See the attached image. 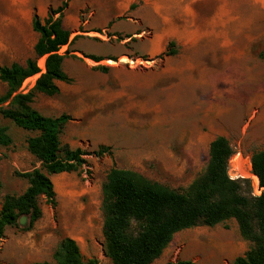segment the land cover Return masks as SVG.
Listing matches in <instances>:
<instances>
[{"label": "rangeland", "instance_id": "374dc122", "mask_svg": "<svg viewBox=\"0 0 264 264\" xmlns=\"http://www.w3.org/2000/svg\"><path fill=\"white\" fill-rule=\"evenodd\" d=\"M95 1L0 0V66L33 58L38 35L31 21L37 6L48 14L65 4L64 18L71 14L66 11L72 2L81 25L93 15ZM124 5H129L127 10ZM160 8L166 21L157 12ZM132 21L142 26L134 27ZM64 28L74 34L70 50H59L66 54L63 69L72 81L59 83L57 96L35 95L32 106L45 117H70L60 135L63 146L91 153L104 145L111 155H86L77 172L51 176L55 206L41 197L42 215L31 230L24 229L27 217L5 230L1 264L53 263L64 238L77 243L85 262L111 264L105 255L101 203L102 184L113 167L183 191L205 170L209 144L216 137H225L235 152L249 158L264 150V0H113V39L98 30L89 36L94 41L82 40V26ZM135 29L144 40L133 37L120 45L127 38L122 32ZM164 33L170 37L161 54L137 57L148 54L151 43ZM152 35L151 41L145 39ZM165 40L163 36L162 44ZM170 42L176 54L161 58ZM73 44L99 58L112 56L113 62L123 49L128 54L107 73L96 66L85 70L86 54L69 55ZM109 62L103 65L110 67ZM38 67L43 73L44 58ZM99 73L106 80L94 82ZM39 76L32 78L34 84ZM105 86L113 88V102L100 101L97 91ZM5 92L0 82V96ZM0 126L8 128L12 139L9 147L0 148L1 209L6 195H20L28 186L15 173L32 171L40 163L27 150L26 141L35 133L1 116ZM248 249L230 219L176 233L153 264H232Z\"/></svg>", "mask_w": 264, "mask_h": 264}, {"label": "trees", "instance_id": "16d2710c", "mask_svg": "<svg viewBox=\"0 0 264 264\" xmlns=\"http://www.w3.org/2000/svg\"><path fill=\"white\" fill-rule=\"evenodd\" d=\"M65 7L64 4L49 10L44 21L36 14L33 16L31 29L38 34L33 58L23 64L13 62L0 66V82L6 86V92L0 96V116L21 130L35 133L26 144L28 152L40 163L32 171L15 173L28 186L20 195L4 197L0 209V239L7 228L17 226L21 217L28 218L25 231L33 228L42 215L39 198L44 197L48 204L55 206L51 176L77 172L86 163L83 158L86 155H111L110 147L104 145L91 153L63 146L60 135L70 117L65 114L45 117L32 106L35 95L57 96L60 94L57 82L72 81L63 70L66 54H59L69 44L70 37L62 21ZM173 48L174 42H170L161 58L175 55ZM41 58H44V72L29 92H18L25 79L40 73L38 60ZM85 58L93 62L101 60L93 55ZM94 69L102 73L109 70L106 66ZM11 144L8 128L0 126V148ZM233 153L225 137L212 140L205 170L183 191L151 181L135 171L111 168L102 184L101 203L105 255L111 264H153L176 233L196 226L214 227L230 219L235 220L241 238L249 243V249L232 264H264V194L253 196L249 179H230L227 165ZM250 164L252 174L264 187V150L253 152ZM52 259L53 263L30 264H98L95 260L85 262L77 243L70 238L60 241ZM166 264L195 263L179 260Z\"/></svg>", "mask_w": 264, "mask_h": 264}, {"label": "crops", "instance_id": "0c3cea01", "mask_svg": "<svg viewBox=\"0 0 264 264\" xmlns=\"http://www.w3.org/2000/svg\"><path fill=\"white\" fill-rule=\"evenodd\" d=\"M92 5L94 7L93 15L91 16V18H89L88 21H85L83 24L80 25V23L78 21L79 19H77L76 15H75L76 12L78 11V7L74 8L73 4L71 2L69 7L67 8V11H66L67 13L70 12L71 14H69V15L67 14L66 16H64V18H62L63 25L65 27H67V28H75L77 26H82L83 31H82V33H79V34H81L83 36V37L79 38V39H82V40L92 41L93 39L91 37H89V36H91V34H93L94 31H98V30L106 31L108 33V35H109V38L113 39V0H97L94 3H92ZM126 6L127 5L123 6L124 9L126 8ZM128 7H129V5H128ZM127 8H126V10H127ZM157 12L161 16V19H163V21H166L167 18L165 17V14H166L165 13V9L164 8H160V9H158ZM37 16H38V18H41L42 21H44L48 17V14H47V11L45 9L42 10V9L38 8V6H37ZM132 24L134 25V27L135 26H138V27L142 26L141 23L136 22V21H132ZM114 32H116V31H114ZM122 33H124V35H127V38H125L124 40L120 41L119 42L120 45H123L124 42H127V44H128V42H130V40L133 37H136V38L138 37L137 39L144 40V39H140L139 38L140 35H142V34L140 32H137L136 29L133 32H131V34L129 32H127V33L126 32H122ZM73 35L74 34H72L70 32L69 44L64 46L65 48H68V50H70V46L69 45H70V41L73 38ZM153 35L151 37L150 36L146 37L145 39L151 41L152 38H153ZM163 36L166 37V40L162 44V37ZM163 36L162 37L161 36H157V39L153 43H151V47L152 48L150 50L147 49L148 54H144L142 56L138 55L137 57H144V56L156 57L159 54H161L164 51L165 46L167 45V39L170 37L168 35V33H164ZM77 41H75L76 44H77ZM100 43H113V41H111V42L100 41ZM76 44L72 45L71 49H73V51H69V55H77L78 53L91 55V54H88V53H86L84 51L78 50ZM123 51H124L123 53L119 54V56L116 57L117 58L116 62H113V57L112 56L100 57L101 60L99 62H93V61L88 60V59H83L84 61H87V63H83L84 69L85 70H86V68L90 69L93 66H105L103 64L106 61H110L112 63H111V66L108 67V68L112 71L113 70V63L115 65L119 64V62L121 60V57H123L124 55L128 54V50H124L123 49ZM93 56H95V55H93ZM96 57H99V56H96ZM88 61H91V63H89ZM64 62H65V59H64ZM64 62H63V67H64ZM90 64H92V65H90ZM36 76L37 75L32 76V77L34 78ZM111 78L113 79V73L111 74ZM97 80L98 81L106 80V79H104V74H101V73L97 74L94 77L93 81L96 82ZM59 83H61V82H57V86L58 87H59ZM59 90H60V87H59ZM99 90L100 91H97V94H99V99H100L101 102H113V88H109V87L105 86V87H103V88H101ZM78 101H79V103L81 102V100H78Z\"/></svg>", "mask_w": 264, "mask_h": 264}, {"label": "built area", "instance_id": "2783aa9c", "mask_svg": "<svg viewBox=\"0 0 264 264\" xmlns=\"http://www.w3.org/2000/svg\"><path fill=\"white\" fill-rule=\"evenodd\" d=\"M41 72L42 70L40 69V73ZM32 78L33 77H29L25 79L18 92L23 94L29 92L34 86V81H32ZM244 172H246L248 175L243 176ZM227 173L232 180L239 178L249 179L251 181L253 196L259 197L264 194V187L260 186L258 177L251 172L250 158L242 155L240 151H234L232 157L229 159Z\"/></svg>", "mask_w": 264, "mask_h": 264}, {"label": "bare ground", "instance_id": "6f19581e", "mask_svg": "<svg viewBox=\"0 0 264 264\" xmlns=\"http://www.w3.org/2000/svg\"><path fill=\"white\" fill-rule=\"evenodd\" d=\"M108 62V61H107ZM109 63H111V62H109ZM248 174L246 173V172H244V174H243V176H247Z\"/></svg>", "mask_w": 264, "mask_h": 264}]
</instances>
